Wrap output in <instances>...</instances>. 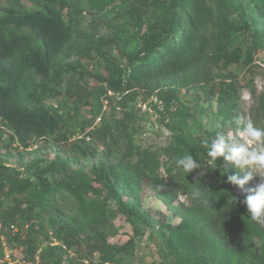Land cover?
<instances>
[{
	"label": "trees",
	"instance_id": "trees-1",
	"mask_svg": "<svg viewBox=\"0 0 264 264\" xmlns=\"http://www.w3.org/2000/svg\"><path fill=\"white\" fill-rule=\"evenodd\" d=\"M25 2L38 9L27 10ZM82 13L91 17L89 28L109 23L115 38H95L94 33L73 38L77 22L73 24L72 17ZM128 25L135 29L132 44L117 33H123ZM72 40L87 47L88 58L105 64V74L98 78L104 85L98 100L110 101L107 93L111 92L120 96L118 105L124 107L128 97L136 98L131 96L136 89L146 98L156 95L166 106L164 113L154 106L155 112L178 119L177 129L181 130L189 115L179 105L178 90L195 89L204 101L216 100L218 113L223 115L220 125L226 132L235 128L237 116H243L238 109L233 69L249 67L254 56L264 52V0H5L0 6V128L2 124L9 131V141L16 140L24 149L33 139L50 140L86 157L93 152L86 143L90 136L105 143V148L89 170L80 167L68 171V162L59 159L57 179L39 168L33 171L32 181L23 179L19 172L0 163V227L16 225L33 212L46 218L59 246L38 254L43 264H61L60 253L66 252L73 255L66 258V264H122L133 253L134 240L122 245L109 243L118 234L114 220L119 216L137 235L158 226L177 260L264 264V223L251 220L242 203L248 194L239 193L237 186L227 182V175L238 176L236 167L223 157L212 160L207 155L204 141L215 139L221 129L205 138L175 137L180 149L165 170V178L155 173L156 156L149 153L141 159L149 169H135L123 178L121 170L129 168L123 151L130 153L133 148L127 134L131 113L115 118L113 124L99 118L101 122L92 127V120L80 131L92 130L70 141L78 134L77 129L68 128L70 115H62L58 107L39 106L45 96L57 95L53 85L73 67L61 59ZM112 47L121 51L126 65L109 58L106 50ZM220 73L226 74L225 81L216 84ZM32 75L38 81L27 91ZM67 95L78 96L76 104L85 99L82 92L76 95L67 90ZM172 102L178 106L174 114L168 111ZM184 155H192L203 166L184 172L175 163ZM18 157H22L19 152ZM211 166L215 177L209 180L205 173ZM144 186L179 219L177 224L159 225L141 211ZM194 187L203 189V200L193 199ZM177 194L186 197L187 207L173 205ZM31 233L32 228L21 244L34 257ZM256 246L260 247L258 255Z\"/></svg>",
	"mask_w": 264,
	"mask_h": 264
},
{
	"label": "rangeland",
	"instance_id": "rangeland-1",
	"mask_svg": "<svg viewBox=\"0 0 264 264\" xmlns=\"http://www.w3.org/2000/svg\"><path fill=\"white\" fill-rule=\"evenodd\" d=\"M1 5H5V0H0ZM24 5L29 11L38 9L27 2ZM73 18L75 20H72V23L77 22L76 26H74L77 29L74 31L73 38L77 35L85 36V34L90 35L93 33L95 38L112 39L116 36L115 29L106 22L95 23L93 28H89L91 17L88 14L82 13ZM68 19H70L69 16L66 20ZM141 31H144V28ZM117 33L129 41V44H132L135 40V29L130 25L124 28L123 33L119 31ZM81 42L84 41L81 40ZM79 49L82 51L80 52ZM64 51L61 59L65 63L73 64V67L70 68L69 72L63 73L58 82L53 85L57 95L45 96L39 106L58 107L62 115L66 113L70 115L71 119L67 121L68 128L77 129L78 132L70 141L80 139L85 132L92 130L95 124L101 122L99 118L113 124L115 118L122 117L124 113H131L133 120L128 123L127 134L133 148L128 153L123 151L124 147L122 146L123 153L127 154L129 158V168L121 170L123 178H127L135 169L141 171L149 169L145 162H141L145 153L156 156L153 169L159 177L165 178V170L174 161V153L180 149L175 144L174 138H184V136L186 138L188 135L202 138L208 137L223 119V115L218 113L216 100L204 101L203 95L195 89L178 90L179 105L189 115L186 125L181 130L177 129L179 120L173 118L170 114L156 117L154 106L148 103L149 98H146L141 90H134L135 95L132 93L131 96H136V98L131 100V97H128L124 102V107L118 105L120 96L108 95L111 98L110 101H105L102 98L98 100L101 94L100 87L104 86L98 81L99 76H104L105 74L104 62L99 59L88 58L87 47L85 45L78 46L73 40L64 48ZM106 51L109 53L110 59L123 66L126 65L118 48L112 47L109 51ZM90 65L93 67H90ZM223 75L226 76L225 73H220L216 76V84L224 80ZM232 76L236 86H238V109L255 126L264 128V52L257 53L249 67L233 69ZM28 81L25 90L30 91L32 83L35 85L38 80L32 75ZM78 88L82 91L77 90ZM67 90L71 94L76 95L82 92L85 95L83 97L85 98L84 101L76 104L74 99L78 96L69 97ZM165 106L164 103V108ZM99 108L100 113L95 118ZM171 114H174V112H171ZM92 120H94L92 127L81 132L80 128H85ZM86 143L90 144L93 149V152L86 157H82L78 151H71L63 143H55L50 140L33 139L29 143V147L24 149L19 146L16 140L9 141V131L1 124L0 163L5 164L11 171L19 172L23 179L32 181L33 171L36 168L46 170L48 177L53 176L56 178L59 177L56 171L59 169V159L68 162V171L80 167L89 170L92 162L101 159L105 143L93 140L92 136L88 140L86 139ZM18 152L21 154V158L18 157ZM150 168H152V165H150ZM236 171L238 176L242 178L244 173L237 167ZM214 174V167L211 166L207 169L205 176L207 179L212 180L215 177ZM259 182L260 178L255 176L252 181L245 185L244 189L238 187V192L249 194L247 190ZM140 196L142 199L141 211L154 218L157 224L178 223L179 219L167 210L165 205L154 195L153 191L144 186ZM188 203L186 197L181 194H177L173 201L175 206L181 204L187 207ZM46 220L38 213L33 212L20 218L16 225L8 228L0 227V264H43L39 261L38 254L43 250L59 246V243L53 240L52 227L47 224ZM40 225H42L41 228L39 227ZM114 225L118 229V234L110 238L109 243L122 245L130 239L134 240L133 253L126 257L122 264H173L175 261L182 264H192L191 261L181 257L177 260L171 254V248L166 240L162 238V233L158 226L154 230H143L137 235L130 224H127L121 216L114 220ZM31 228L32 236H30L35 240L33 246L36 248L34 257L30 256L27 247L21 244L26 239ZM46 236L48 237L47 240ZM256 241H258V238H256ZM254 252L258 255L260 247L256 246ZM60 256L62 257L61 264H66L67 257H73L71 252L60 253ZM49 262H52V260L49 259Z\"/></svg>",
	"mask_w": 264,
	"mask_h": 264
},
{
	"label": "clouds",
	"instance_id": "clouds-1",
	"mask_svg": "<svg viewBox=\"0 0 264 264\" xmlns=\"http://www.w3.org/2000/svg\"><path fill=\"white\" fill-rule=\"evenodd\" d=\"M235 125V128L226 132L222 130V125H216L221 129L216 131V138L204 141L208 147L207 155L212 160L223 157L244 173L242 178H238L236 174L227 175V182L234 186L244 189L255 176L260 178L259 183L247 190L249 194L242 203L246 205L251 220L264 223V128L255 126L242 115L236 117ZM175 163L188 174L203 166L192 155L179 157ZM191 195L193 199H204V192L200 187H194Z\"/></svg>",
	"mask_w": 264,
	"mask_h": 264
},
{
	"label": "built area",
	"instance_id": "built-area-1",
	"mask_svg": "<svg viewBox=\"0 0 264 264\" xmlns=\"http://www.w3.org/2000/svg\"><path fill=\"white\" fill-rule=\"evenodd\" d=\"M107 95L112 96V93L108 92ZM148 103H150V105L152 104L153 106H155L158 111L164 113V109H165L164 108V102L162 100H160L156 95L150 96ZM177 108H178L177 104L175 102H172L168 108V111L170 110L169 112H174ZM155 116L156 117L158 116V114L156 112H155ZM86 139L88 140V138H86Z\"/></svg>",
	"mask_w": 264,
	"mask_h": 264
}]
</instances>
